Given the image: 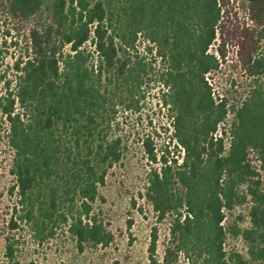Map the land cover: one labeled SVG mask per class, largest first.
I'll list each match as a JSON object with an SVG mask.
<instances>
[{"label": "trees", "instance_id": "trees-1", "mask_svg": "<svg viewBox=\"0 0 264 264\" xmlns=\"http://www.w3.org/2000/svg\"><path fill=\"white\" fill-rule=\"evenodd\" d=\"M3 1L24 18L39 20L31 53L16 61L15 91L8 81L0 98L18 190L10 228L22 223L42 242L61 227L80 248L111 241L93 203L108 169L122 156V139L108 137L105 128L118 108L139 110L143 80L154 71L153 61L129 52L143 36L147 50L163 61L162 103L175 114L173 137L184 150L179 163L168 150L156 154L150 137L144 140L150 159L160 163L149 174L147 197L159 219L170 217L176 242L159 263L154 232L151 264H169L179 255L188 264H228L224 208L239 201L241 184L243 198L252 203L251 225L243 231L248 259L238 253L229 259L264 264V26L263 51L250 61V89L239 105H229L206 79L221 64L219 55L208 52L222 18L219 0ZM249 3L264 16V0ZM88 41L99 54L97 63L91 64L83 48ZM230 113L227 150L228 131L219 127ZM251 150L259 168L251 164ZM14 240L7 238V264H18Z\"/></svg>", "mask_w": 264, "mask_h": 264}, {"label": "rangeland", "instance_id": "rangeland-1", "mask_svg": "<svg viewBox=\"0 0 264 264\" xmlns=\"http://www.w3.org/2000/svg\"><path fill=\"white\" fill-rule=\"evenodd\" d=\"M219 5L222 18L217 25L216 40L208 52L219 55L221 64L219 70L208 73L206 79L215 95L225 96L229 105H239L253 81L251 72L254 69L250 61L263 51L259 35L264 26V16L253 12L249 0H219ZM37 26V18H24L0 0V98L7 92L8 81L12 82L10 90L15 91L16 61L31 53V34ZM143 39L140 36L136 48L129 51L132 57L139 56L154 62V71L143 80L140 108L137 111L118 108L110 127L105 128L108 137L122 139L121 159L108 169L105 184L100 187L99 196L93 203L94 214L111 233V241L106 245L87 244L80 248L61 227L57 228L54 237L42 242L36 240L29 227L22 223L17 229L10 228L18 190L12 172L14 150L8 138L10 124L0 110V264H7V238L15 239L18 264H151L149 248L154 232L158 237L155 258L159 263L163 261L168 246L175 249L170 217L159 219L147 197L149 174L160 163L150 159L144 140L150 137L156 154L168 150L169 157L178 158L179 163L184 150L173 137L175 114L162 103L167 88L158 80V73L163 61L155 59V54L146 48L149 43H144ZM83 48L91 64L97 63L99 54L94 44L88 41ZM232 121L233 114L230 113L219 127V130L226 128L228 131L225 139L227 150ZM249 158L251 164L259 168L254 150L250 151ZM261 178L264 187L262 172ZM237 193L239 201L232 209L224 208L222 223L228 264H237L229 259L232 253L248 259L249 244L243 231L251 225L249 211L252 203L249 196L243 198L245 185H239ZM169 264L188 263L179 255Z\"/></svg>", "mask_w": 264, "mask_h": 264}]
</instances>
